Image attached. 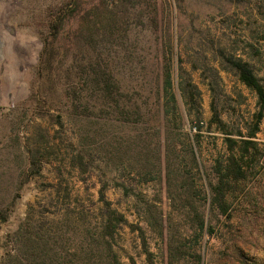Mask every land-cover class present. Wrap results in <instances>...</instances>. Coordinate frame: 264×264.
<instances>
[{
	"label": "rangeland",
	"instance_id": "rangeland-1",
	"mask_svg": "<svg viewBox=\"0 0 264 264\" xmlns=\"http://www.w3.org/2000/svg\"><path fill=\"white\" fill-rule=\"evenodd\" d=\"M219 49L264 86V0H0V264L16 253L28 264L27 239L46 246L42 264H74L108 210L126 219L113 241L122 264H149L145 249L167 264L159 225L188 253L175 264H264V109L257 122L255 92ZM226 136L259 152L232 185L230 218L212 216L214 235L197 238L189 213L209 205Z\"/></svg>",
	"mask_w": 264,
	"mask_h": 264
},
{
	"label": "trees",
	"instance_id": "trees-1",
	"mask_svg": "<svg viewBox=\"0 0 264 264\" xmlns=\"http://www.w3.org/2000/svg\"><path fill=\"white\" fill-rule=\"evenodd\" d=\"M61 27L60 21L51 22L49 25L48 39L57 38ZM46 39L44 42V47L47 48L49 41ZM52 40V42H53ZM51 43V42H50ZM220 58L223 62L232 70H234L239 80L247 86L249 89L255 92L257 96V102L260 105V111L257 114V122L262 116V110L264 109V86L260 83L259 79L255 76L249 64L242 59L234 58L231 55H226L222 50H217ZM165 76L163 78V84L166 88L171 87L168 67L165 65ZM213 83H210L212 87ZM180 91L184 99L190 103H194V97L198 94V89L195 84L190 80H185L180 84ZM171 98L175 101L174 95L171 94ZM214 113L212 115V122L217 123L225 134L230 133L225 130V124L219 118L216 112L215 106H213ZM124 121V120H120ZM138 122V121H136ZM139 125V123H138ZM197 129L200 128L199 125L196 126ZM257 130V124L254 125V129L251 131L250 135H254ZM167 132V131H166ZM199 134H196L193 141L195 144L198 143ZM188 139V137H187ZM226 148L228 153L222 157H217L214 160V164L211 168L210 175L215 179V181L208 182L209 193L204 196V199L209 200V205L205 206L203 211H197L193 206L190 210V224L188 226L189 235L201 238L204 235L213 236L215 231V225L212 221L213 217H225L230 218L231 216V206L228 200L229 192L231 191L232 185L234 183H241L248 179L250 173H252V160L258 151L257 143L250 139H234L229 136L224 137ZM186 154L191 158L192 163L195 167L198 166L195 153L193 152L190 144H188V149ZM206 178H209V174H205ZM101 221L95 227V233L90 237L87 244L86 252L84 256L82 255H72L75 260L74 264H122L118 253L114 250V236L119 229V226L126 223L124 215L116 210H108V214H102ZM159 236H166V255L167 264H175L179 259H183L185 255H188L187 251L181 249L179 244L176 245L178 237L175 234H169L162 229V225L158 226ZM165 228V227H164ZM139 229V228H138ZM168 234V235H167ZM182 234L178 232V236L181 237ZM28 243L24 245L25 252L27 254V260L30 264H42L38 258L41 251H45V245L43 248H38L36 250L33 246V241L27 239ZM147 262H151L152 254L145 249ZM39 255H36V254ZM79 253V252H77ZM76 253V254H77ZM20 253L14 254L12 257L8 258V264H23L24 259L20 256ZM27 263L29 264V262ZM131 264H135L132 259H130ZM26 264V263H25ZM50 264H66L63 261L58 260L56 257H51ZM71 264V263H70ZM196 264H200V256L197 255Z\"/></svg>",
	"mask_w": 264,
	"mask_h": 264
}]
</instances>
